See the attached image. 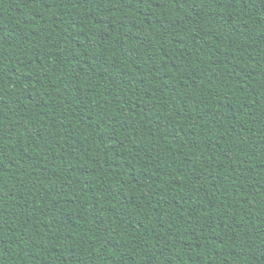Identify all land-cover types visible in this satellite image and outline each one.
<instances>
[{
    "label": "trees",
    "instance_id": "16d2710c",
    "mask_svg": "<svg viewBox=\"0 0 264 264\" xmlns=\"http://www.w3.org/2000/svg\"><path fill=\"white\" fill-rule=\"evenodd\" d=\"M0 264H264V0H0Z\"/></svg>",
    "mask_w": 264,
    "mask_h": 264
}]
</instances>
